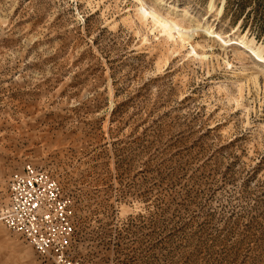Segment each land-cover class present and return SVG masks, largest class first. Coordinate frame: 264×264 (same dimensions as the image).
I'll return each mask as SVG.
<instances>
[{"label": "rangeland", "instance_id": "rangeland-1", "mask_svg": "<svg viewBox=\"0 0 264 264\" xmlns=\"http://www.w3.org/2000/svg\"><path fill=\"white\" fill-rule=\"evenodd\" d=\"M145 1L205 47L141 0H0V208L30 161L72 201L73 264H264V63L205 29L264 50V0ZM0 264L56 263L0 221Z\"/></svg>", "mask_w": 264, "mask_h": 264}, {"label": "built area", "instance_id": "built-area-1", "mask_svg": "<svg viewBox=\"0 0 264 264\" xmlns=\"http://www.w3.org/2000/svg\"><path fill=\"white\" fill-rule=\"evenodd\" d=\"M8 198L0 208V221L23 234L38 254L56 264H73L69 251L76 231L74 206L59 180L25 162L10 177Z\"/></svg>", "mask_w": 264, "mask_h": 264}, {"label": "bare ground", "instance_id": "bare-ground-1", "mask_svg": "<svg viewBox=\"0 0 264 264\" xmlns=\"http://www.w3.org/2000/svg\"><path fill=\"white\" fill-rule=\"evenodd\" d=\"M141 2H144L147 4L145 0H141ZM157 3V2H156ZM162 4V2H159ZM214 7V4H211V8ZM148 14L152 17V22L159 31L170 33L172 31H175L177 33V41L180 43H185L187 41L197 43L198 46L205 47L206 44L202 43V41L199 40L200 34L198 33L199 29L198 27H195L191 25L190 23L186 22L185 17H176L171 15L175 9V5L168 6L169 10L165 13L161 9L157 8L154 4H147ZM188 14V11H185V15ZM200 24V23H199ZM196 26H200V25ZM194 27V28H193ZM206 34L208 37H213L214 41L217 39L222 41L221 46H233L236 49V53L241 56L243 51H246L247 53H250V56L254 58L256 61H260L264 63V50L261 46L256 47L254 42H246L245 40L241 39H233L228 38L225 39L223 35L215 31L213 28L206 27ZM243 49V51H242ZM238 50H240L238 52ZM257 74L254 75V80L257 81Z\"/></svg>", "mask_w": 264, "mask_h": 264}]
</instances>
